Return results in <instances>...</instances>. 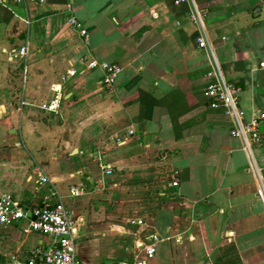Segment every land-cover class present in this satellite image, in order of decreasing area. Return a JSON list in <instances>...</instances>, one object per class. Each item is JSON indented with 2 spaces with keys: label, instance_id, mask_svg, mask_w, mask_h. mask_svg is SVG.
<instances>
[{
  "label": "crops",
  "instance_id": "crops-1",
  "mask_svg": "<svg viewBox=\"0 0 264 264\" xmlns=\"http://www.w3.org/2000/svg\"><path fill=\"white\" fill-rule=\"evenodd\" d=\"M263 63L264 0H0V197L62 200L80 264H264V121L248 147L203 96L258 117ZM46 244L0 225L2 264Z\"/></svg>",
  "mask_w": 264,
  "mask_h": 264
},
{
  "label": "built area",
  "instance_id": "built-area-1",
  "mask_svg": "<svg viewBox=\"0 0 264 264\" xmlns=\"http://www.w3.org/2000/svg\"><path fill=\"white\" fill-rule=\"evenodd\" d=\"M17 2H34L36 0H16ZM76 24L75 21H70ZM81 36H88L87 31L81 30ZM199 47L205 46L202 37L197 40ZM20 56L27 55V48H22L19 52ZM95 64H90L93 67ZM264 68V63L261 64ZM102 68L107 72V82H113L115 76L119 72L118 66L104 65ZM26 70H24V75ZM219 74V71L218 73ZM238 90L230 86L227 82L219 78L216 83L208 85L203 91V96L210 100L211 108L221 107L225 113L233 117L236 127L231 132L232 136L241 138L246 146L259 144L261 142L259 133V124L264 121V113L258 117L252 118L248 122H242L238 115L237 105L239 103ZM61 101V96L56 95L48 104L42 105L40 108L46 111H55ZM172 185L176 186L178 181L177 175H173ZM43 183L48 182L47 177H41ZM80 190H72L73 196H79ZM22 221H27L29 229L48 239V244L35 249L25 262L15 260L14 264H80L76 257L75 240L71 231L70 212L63 204L62 200L54 205L36 204L24 208L10 195H2L0 197V225L11 226ZM153 242V241H152ZM148 243L144 246V254L141 259L134 262H123L120 264H146L148 260L154 257V243Z\"/></svg>",
  "mask_w": 264,
  "mask_h": 264
},
{
  "label": "rangeland",
  "instance_id": "rangeland-1",
  "mask_svg": "<svg viewBox=\"0 0 264 264\" xmlns=\"http://www.w3.org/2000/svg\"><path fill=\"white\" fill-rule=\"evenodd\" d=\"M0 264H2V262L0 261Z\"/></svg>",
  "mask_w": 264,
  "mask_h": 264
}]
</instances>
